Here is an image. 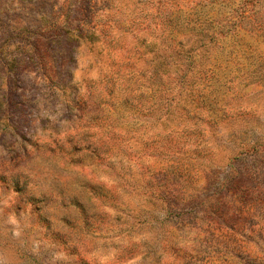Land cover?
Wrapping results in <instances>:
<instances>
[{
	"label": "rangeland",
	"instance_id": "rangeland-1",
	"mask_svg": "<svg viewBox=\"0 0 264 264\" xmlns=\"http://www.w3.org/2000/svg\"><path fill=\"white\" fill-rule=\"evenodd\" d=\"M234 12L0 0V264H264V35Z\"/></svg>",
	"mask_w": 264,
	"mask_h": 264
},
{
	"label": "trees",
	"instance_id": "trees-1",
	"mask_svg": "<svg viewBox=\"0 0 264 264\" xmlns=\"http://www.w3.org/2000/svg\"><path fill=\"white\" fill-rule=\"evenodd\" d=\"M200 7H208L209 10L216 4L230 3L231 8L235 11L232 22V26L235 28L242 27L245 30L254 33L264 35V0H199ZM209 14V11L207 12ZM220 23V21L218 22ZM220 25V24H219ZM214 23V17L207 16L204 24H201L200 31V45L202 47L208 46L207 43H211L215 40L217 35V28ZM223 32V31H222ZM221 32V33H222ZM187 57L191 59L193 55H190V51H187Z\"/></svg>",
	"mask_w": 264,
	"mask_h": 264
}]
</instances>
